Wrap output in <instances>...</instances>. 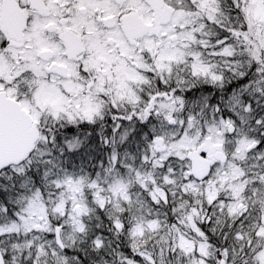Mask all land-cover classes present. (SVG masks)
<instances>
[{
    "label": "snow or ice",
    "instance_id": "6c2138e0",
    "mask_svg": "<svg viewBox=\"0 0 264 264\" xmlns=\"http://www.w3.org/2000/svg\"><path fill=\"white\" fill-rule=\"evenodd\" d=\"M0 264H264V0H0Z\"/></svg>",
    "mask_w": 264,
    "mask_h": 264
}]
</instances>
